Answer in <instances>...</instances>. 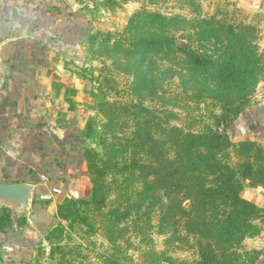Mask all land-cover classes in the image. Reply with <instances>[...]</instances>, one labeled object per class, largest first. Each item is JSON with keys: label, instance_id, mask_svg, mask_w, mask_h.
Returning <instances> with one entry per match:
<instances>
[{"label": "rangeland", "instance_id": "374dc122", "mask_svg": "<svg viewBox=\"0 0 264 264\" xmlns=\"http://www.w3.org/2000/svg\"><path fill=\"white\" fill-rule=\"evenodd\" d=\"M75 1L90 26L80 70L89 84L81 136L92 188L64 197L51 216L33 210L35 246L12 264H255L264 248L255 199L264 196V143L202 148L215 160L188 164L191 175L202 167L205 179L194 205L190 178L176 193L154 176H173L176 127L222 134L217 118L264 99V7ZM192 54L202 56V68Z\"/></svg>", "mask_w": 264, "mask_h": 264}, {"label": "crops", "instance_id": "0c3cea01", "mask_svg": "<svg viewBox=\"0 0 264 264\" xmlns=\"http://www.w3.org/2000/svg\"><path fill=\"white\" fill-rule=\"evenodd\" d=\"M234 1L264 7V0ZM89 27L88 11L75 0H0V55L8 69L0 83V181L34 182L33 210L50 216L64 197L90 189L81 136L89 84L80 70ZM228 130L234 140L264 143V99ZM255 199L264 210V196ZM4 218L0 264L23 262L35 246L36 227L22 223L21 230L5 231ZM255 264H264V248Z\"/></svg>", "mask_w": 264, "mask_h": 264}, {"label": "trees", "instance_id": "16d2710c", "mask_svg": "<svg viewBox=\"0 0 264 264\" xmlns=\"http://www.w3.org/2000/svg\"><path fill=\"white\" fill-rule=\"evenodd\" d=\"M184 56L189 58V56L186 54H184ZM190 58H191L193 63H196L197 67H199V66L201 68L203 67V63H204L203 61L204 60H203L202 56L192 54V56L190 55ZM197 67L195 68V70H197ZM183 88H185V87H183ZM182 95H185V94L182 92ZM174 97L178 98L179 94L174 92ZM243 110L244 109H240V108L236 109L234 116L230 117L229 119H228V116L226 114L217 118L218 124H221V123L224 124V129H223L222 134H219L217 130H212V129L208 130L204 134H203V132H201V133H191V132L183 133L182 131L179 130V128L176 127L177 133H176V136L173 138V141H172L174 146L176 147V150H175L176 154H175L174 159L172 161L173 167H174L173 176H172L173 179L169 176V174H162V173H158V172L156 173L155 172L154 177L155 178L157 177L160 180V181L157 180L158 186L160 188H162L163 185H166L165 186L166 188H170L172 186H175L176 193H179L180 190L184 189L183 188L184 184L187 185L185 188V189H187V187H188L187 181H188V178H190L189 185H191V186L188 187L189 188L188 192H189V195L193 198L192 205H194V203L197 202V199H196L197 193L201 194L205 191V189H203L204 188L203 186L205 185V179L203 178L204 174L202 172V169H203L202 167H197L195 170V174L191 175L189 172L190 171L189 168H191V167H188V164L193 161L192 158L194 160H196V162H198V163L201 162L203 165L205 163L206 164L207 163H213V161L215 160L214 154H213V156H211L212 158L209 157V159H208L201 152L202 148H204V149L209 148L210 149V148L216 147V146L219 147V146H222L226 142H229V143H250V142H253L250 140H234L232 138L229 130H228L230 125L234 122V120L238 117V115ZM254 143H256V142H254ZM193 148H196L193 150V152L197 150L194 153L195 154L194 156H192L193 152L191 151V149H193ZM192 163H195V162H192ZM194 165L197 166L198 164H194ZM196 185H198V186H196ZM228 185L231 187V185L229 183H228ZM91 188L92 187L90 184V192H91ZM236 191L237 190H235L231 194V197L234 199L236 198V200H237L238 197H237ZM83 197L84 196L80 195L78 198H83ZM177 202L178 203H176L177 204L176 210L177 209L183 210L184 207H182L181 202L178 201V199H177ZM119 213L121 214V211ZM128 213H129V210L123 211L122 215L125 216ZM143 213H145V212H143ZM136 216H138V219H139L141 216V213L139 214V211H137ZM40 221L41 220L39 219V221L37 222V219H35V223H36V225H38V227L41 226ZM34 245H35V243H34ZM2 264H5V263L2 261Z\"/></svg>", "mask_w": 264, "mask_h": 264}, {"label": "water", "instance_id": "95a60500", "mask_svg": "<svg viewBox=\"0 0 264 264\" xmlns=\"http://www.w3.org/2000/svg\"><path fill=\"white\" fill-rule=\"evenodd\" d=\"M7 71L0 55V83L6 79ZM35 192L32 181H0V216L5 217L3 230H21L19 221L32 224Z\"/></svg>", "mask_w": 264, "mask_h": 264}, {"label": "built area", "instance_id": "2783aa9c", "mask_svg": "<svg viewBox=\"0 0 264 264\" xmlns=\"http://www.w3.org/2000/svg\"><path fill=\"white\" fill-rule=\"evenodd\" d=\"M53 192L59 193L60 192V189H53Z\"/></svg>", "mask_w": 264, "mask_h": 264}, {"label": "flooded vegetation", "instance_id": "af4514ba", "mask_svg": "<svg viewBox=\"0 0 264 264\" xmlns=\"http://www.w3.org/2000/svg\"><path fill=\"white\" fill-rule=\"evenodd\" d=\"M4 220V219H3Z\"/></svg>", "mask_w": 264, "mask_h": 264}]
</instances>
